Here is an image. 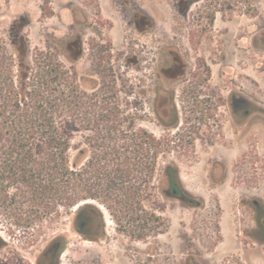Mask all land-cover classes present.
Returning <instances> with one entry per match:
<instances>
[{"label": "flooded vegetation", "instance_id": "flooded-vegetation-1", "mask_svg": "<svg viewBox=\"0 0 264 264\" xmlns=\"http://www.w3.org/2000/svg\"><path fill=\"white\" fill-rule=\"evenodd\" d=\"M46 3L50 9L45 7ZM55 3L56 8L53 1L42 0L35 19L61 16L66 4L63 0ZM74 3L73 39L65 38L61 43L66 50L72 45L75 64L89 50V44L84 48V39L110 42L101 39L94 27L85 25L88 16L84 9L96 12L94 16L100 21L94 22L97 30L104 23L108 25L102 11H116L117 15L107 14L105 19L114 24L117 18L124 40L135 44L140 111L147 112L159 126L184 128L188 162L196 163V146L202 145L206 149L203 153L209 154L204 165L211 182L217 181L214 171L222 175L226 169L222 152L232 151L236 213L243 217L236 218L237 233L242 239H250L251 245L264 246V0H76ZM13 19L12 24L16 21ZM86 29L93 33L91 38L84 37ZM55 52L59 55L60 47ZM99 74V79L104 78ZM161 177L160 191L167 199L184 202L183 195L190 196L181 183L177 165L165 163ZM218 181L221 183V179ZM99 221L93 211L86 218L78 212L73 220L74 229L97 240L102 236L97 227ZM138 236L143 239L141 234L133 238ZM58 249V243L47 244L40 252L38 264H55ZM157 250L156 243H148L145 252L138 254L132 263L157 264ZM171 254L167 264L174 262ZM183 263L194 264L188 258Z\"/></svg>", "mask_w": 264, "mask_h": 264}, {"label": "rangeland", "instance_id": "rangeland-1", "mask_svg": "<svg viewBox=\"0 0 264 264\" xmlns=\"http://www.w3.org/2000/svg\"><path fill=\"white\" fill-rule=\"evenodd\" d=\"M50 1L56 8V0ZM63 1L66 6L63 5L61 16L36 20L42 0H0V37L8 51H12L14 44L22 50L19 43L26 38L29 55L40 49L55 52L60 47L61 54L55 53L65 68L72 72L81 92L88 98L95 92L103 93L108 102L121 108L130 122L134 121L145 134L161 141L155 170L142 200L120 202L112 208L100 199H89L68 209L59 208L56 214L30 223L25 221L27 217L19 205L8 200L0 202V244L3 246L0 264H38L40 252L51 243L59 244L55 264H135L133 260L145 252L148 243L158 246L157 264H167L172 252L173 264H184L186 258L194 264H264V246L251 245L250 239H242V235L237 233L239 225L236 218L243 217L236 213L234 171L230 166L234 156L232 151L222 152L227 162L226 169L222 175L214 171L217 181L211 182L204 165L205 158L209 156L203 153L206 149L197 145L196 163L188 162L184 128L159 126L146 115L147 112L140 111L136 90L139 75L133 53L135 44L124 40L125 34L117 18L114 24L105 19L107 14L117 15L116 11H102L103 20L108 25L102 23L101 29L97 30L94 22L99 24L100 21L94 16L96 12L84 9L88 16L85 25L94 27L101 39L110 42L84 39V48L89 47L88 44L90 47L76 65L72 45L66 50L61 43L65 38L73 39L72 7L76 0ZM45 7L50 9L48 3ZM13 18L16 21L12 24ZM92 36L90 29L84 31L85 38ZM99 72L104 78L99 79ZM83 134L88 133L78 132L74 140L79 146L83 145ZM167 162L178 166L181 183L190 195H183L184 202L167 199L160 191L161 169ZM14 211L22 218L17 225L12 218ZM92 211L100 218L97 227L102 236L97 240L80 234L73 224L76 213L81 212L86 218ZM135 234H141L143 239L139 236L133 238ZM242 240L248 245H244Z\"/></svg>", "mask_w": 264, "mask_h": 264}, {"label": "trees", "instance_id": "trees-1", "mask_svg": "<svg viewBox=\"0 0 264 264\" xmlns=\"http://www.w3.org/2000/svg\"><path fill=\"white\" fill-rule=\"evenodd\" d=\"M19 44L8 51L0 37V202L32 223L89 199L110 208L142 200L161 141L103 93L88 98L54 52ZM78 132L88 133L82 146Z\"/></svg>", "mask_w": 264, "mask_h": 264}]
</instances>
